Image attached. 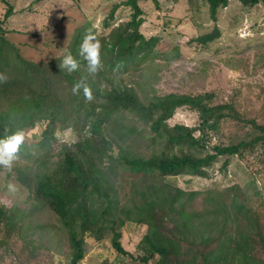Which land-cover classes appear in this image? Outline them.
Returning <instances> with one entry per match:
<instances>
[{
    "label": "trees",
    "instance_id": "obj_1",
    "mask_svg": "<svg viewBox=\"0 0 264 264\" xmlns=\"http://www.w3.org/2000/svg\"><path fill=\"white\" fill-rule=\"evenodd\" d=\"M151 1L157 7L158 1ZM228 1L206 0L213 21ZM238 1L245 6H264V0ZM2 2L6 9L0 18V62L7 66L12 62L15 74L9 78L0 70L4 77L0 80V136L25 131L38 122L44 124L41 135L32 132L34 140L27 144L24 137L20 145L23 150L38 151L35 169L23 172L17 168V177L30 189L34 202L58 216L68 247L66 264H80L86 253L84 238L92 236L99 241L106 229L111 233V247L131 256L120 244L119 227L127 221L145 225L146 232L137 244V259L142 264H264L253 250L264 248V220L249 204L246 193L208 190L202 195V208L187 209L196 191L159 182V178L180 173L207 177L208 167L219 156L240 155L243 150H253L256 143H264V125L251 122L253 133L248 139L213 143L209 151L208 133H216L224 119H239L231 104L212 103L210 93L169 92L142 99L123 73L152 57L160 38L145 37L140 31L144 17L138 0L121 2L130 6L129 19L105 34L96 33L87 19L78 23L59 55L45 61L25 58L6 38L8 28L2 24L14 7L8 0ZM114 9L104 18L105 26ZM89 31L101 45V67L95 73H89L86 62L77 57L79 44ZM218 35L214 26L193 39L205 44ZM65 49L80 64L71 73L58 66ZM82 77L91 90L90 100H85L80 90L76 94L71 91L72 84ZM18 78L27 80L24 88ZM55 80L64 83L65 89H57ZM179 107L197 113L195 126L167 122ZM137 123L145 124L151 143L159 145L147 154L131 146L139 131ZM55 125L70 128L77 139L61 143V156L48 166L45 155L50 141L55 140ZM123 173L133 175L126 203L120 202L118 192L121 180H126ZM24 212L14 204L7 207L0 203V259L3 254L4 260L11 258L8 264H42L44 260L53 264V253L43 248V239L32 238L34 230L44 226L24 222Z\"/></svg>",
    "mask_w": 264,
    "mask_h": 264
},
{
    "label": "rangeland",
    "instance_id": "obj_2",
    "mask_svg": "<svg viewBox=\"0 0 264 264\" xmlns=\"http://www.w3.org/2000/svg\"><path fill=\"white\" fill-rule=\"evenodd\" d=\"M122 1L8 0L14 10L2 26L8 28L6 38L19 47L25 58L45 61L59 55L73 28L85 19L90 21L98 34H105L110 27L128 20L131 9L121 4ZM157 1L156 7L151 0H138L144 17L139 29L145 37L156 35L160 38L154 48L157 52L139 66L127 68L123 78L135 87L142 99L169 92L210 93L212 103L231 104L239 119H224L216 133H208L206 145L209 151L213 143L248 139V134L253 133L251 122L264 125V6H245L238 0H229L225 7L218 9L216 20L213 21L206 0ZM113 7L112 17L107 19L108 26H105L103 20ZM5 9V2L0 0V18H3ZM214 26L219 29L216 38L205 44L193 39L210 32ZM2 69L9 78L15 74L12 62L8 66L6 62H0ZM17 81L24 88L27 80L21 82L18 78ZM54 85L57 89L59 86L65 89V84H59L57 80ZM167 122L170 125L179 123L195 126L197 113L179 107ZM43 125L38 122L24 131L27 144L34 140L32 132L41 135ZM137 126L139 131L131 140V146L147 154L150 148L159 145L151 143V133L145 124L137 123ZM53 134L55 140L50 141V148L45 155L48 166L55 165L61 156V143L77 139L70 128L58 125L54 126ZM194 134L198 135V131ZM113 148L117 150L115 146ZM19 150L10 169L0 166V203L25 209L24 222L43 225L42 230H34L32 238L36 241L43 239V248L47 247L53 253V264L59 260L61 264H66L68 247L65 234L59 230L61 224L58 216L34 202L30 189L17 177V168L23 172V169H35L34 158L38 151L33 148L23 150L21 146ZM207 170V177L180 173L166 175L159 178V182L171 188L196 191L193 200L186 205L187 209L202 208L205 205L202 204V195L208 190L225 192L230 189L233 192V189H237L247 194L249 204L264 220V143H256L253 150H243L240 155L219 156ZM123 175L126 180H121L118 189L121 203L127 199L130 188L128 181L133 177L128 173ZM9 184L14 186L13 189L8 188ZM119 230L120 244L133 258L117 253L111 247V233L106 229L99 241L92 236L84 238L86 253L80 264H142L137 259L140 253L137 244L146 232L145 225L127 221ZM253 250L256 257L264 260V248ZM2 257L0 264L11 261L10 257L5 260L3 254ZM42 264H48V261L44 260Z\"/></svg>",
    "mask_w": 264,
    "mask_h": 264
},
{
    "label": "clouds",
    "instance_id": "obj_3",
    "mask_svg": "<svg viewBox=\"0 0 264 264\" xmlns=\"http://www.w3.org/2000/svg\"><path fill=\"white\" fill-rule=\"evenodd\" d=\"M100 47V42L96 39L95 34L90 31L86 32L79 44L77 57L82 58L86 62L89 73H95L101 67ZM58 66L66 72L71 73L77 70L80 64L72 52L65 49ZM3 78V76H0V80ZM78 90L82 91L85 100L92 99L89 85L83 77L72 84V93L76 94ZM24 136L23 130H15L6 136H0V166L7 169L12 167V162L16 159L18 148L24 141ZM13 187L12 184L8 185L10 190Z\"/></svg>",
    "mask_w": 264,
    "mask_h": 264
}]
</instances>
